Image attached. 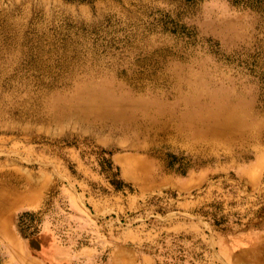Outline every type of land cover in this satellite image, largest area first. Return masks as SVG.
I'll return each mask as SVG.
<instances>
[{"label":"rangeland","instance_id":"obj_1","mask_svg":"<svg viewBox=\"0 0 264 264\" xmlns=\"http://www.w3.org/2000/svg\"><path fill=\"white\" fill-rule=\"evenodd\" d=\"M172 68L201 91L242 86L250 127L194 152L143 139L166 165L150 180L126 172L128 137L15 118L0 170L49 187L0 214V264H264V0H0V95L17 110L91 70L171 104Z\"/></svg>","mask_w":264,"mask_h":264},{"label":"bare ground","instance_id":"obj_2","mask_svg":"<svg viewBox=\"0 0 264 264\" xmlns=\"http://www.w3.org/2000/svg\"><path fill=\"white\" fill-rule=\"evenodd\" d=\"M72 76H75L73 71L68 77ZM169 76L175 80L174 102L171 104L167 103L166 93L150 90L143 94L137 86H127L131 75L119 79L97 70L89 71L71 94L57 91L25 110H17L10 95L2 93L0 133L18 131L12 123L15 118L56 123L74 117L77 122L93 128L94 132L109 131L128 137L131 144L127 158L134 162V166H128L126 172L133 177L142 174L153 180L156 173L166 169V165L155 157L150 145L140 144L143 139L172 147L166 140L165 134H168L183 140L186 148L194 152L202 146L217 148L220 136L231 142L240 130L250 127V120L246 121L241 111L240 102L246 94L242 86L238 85L233 91L220 84L221 78L210 77L213 84L201 91L197 78L190 72L183 75L172 68ZM168 125L172 126L171 130L166 129ZM256 125L264 126V123ZM141 151L145 153L143 157L138 155ZM33 178L29 172L0 170V214L10 212L19 204L31 203L49 187L47 182L38 183ZM137 183L141 187L140 182Z\"/></svg>","mask_w":264,"mask_h":264},{"label":"crops","instance_id":"obj_3","mask_svg":"<svg viewBox=\"0 0 264 264\" xmlns=\"http://www.w3.org/2000/svg\"><path fill=\"white\" fill-rule=\"evenodd\" d=\"M234 256H235V258H237V257L239 258V255H237V254H235ZM234 261L237 262V259L234 260ZM238 263H239V262H238ZM156 264H158L157 258H156ZM250 264H251V263H250ZM257 264H262V263H257Z\"/></svg>","mask_w":264,"mask_h":264}]
</instances>
